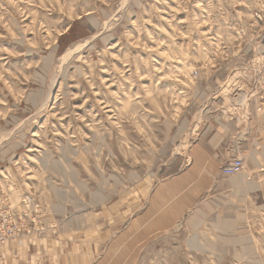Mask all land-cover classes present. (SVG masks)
<instances>
[{"label":"rangeland","instance_id":"obj_1","mask_svg":"<svg viewBox=\"0 0 264 264\" xmlns=\"http://www.w3.org/2000/svg\"><path fill=\"white\" fill-rule=\"evenodd\" d=\"M258 11L0 0V233L20 231L0 264H264V198L184 195L188 139L246 87Z\"/></svg>","mask_w":264,"mask_h":264},{"label":"crops","instance_id":"obj_2","mask_svg":"<svg viewBox=\"0 0 264 264\" xmlns=\"http://www.w3.org/2000/svg\"><path fill=\"white\" fill-rule=\"evenodd\" d=\"M234 113L230 118L213 117L195 137L188 139V155L192 160L186 165L185 173L195 180H191L184 195L191 198L192 209L200 205L201 197L223 195L235 204H251L257 196L264 198V127ZM235 155L243 156L245 174L225 179L220 170ZM199 175L204 178L200 179ZM186 210H189L187 206Z\"/></svg>","mask_w":264,"mask_h":264},{"label":"built area","instance_id":"obj_3","mask_svg":"<svg viewBox=\"0 0 264 264\" xmlns=\"http://www.w3.org/2000/svg\"><path fill=\"white\" fill-rule=\"evenodd\" d=\"M255 21L264 19V11L254 13ZM256 39L248 43V51H252V57L243 59V72L246 76V87L237 77L230 89L233 99L232 108L234 112H238L239 116L253 119L264 127V31L256 33ZM248 53V52H247ZM237 73H241L240 71ZM228 84L226 87H229ZM243 113H242V112ZM244 167L242 157H235L221 168L224 176H233L241 173ZM15 226L6 227L5 231L0 233V245L4 244L9 238L19 234Z\"/></svg>","mask_w":264,"mask_h":264},{"label":"bare ground","instance_id":"obj_4","mask_svg":"<svg viewBox=\"0 0 264 264\" xmlns=\"http://www.w3.org/2000/svg\"><path fill=\"white\" fill-rule=\"evenodd\" d=\"M90 20H92L93 23L96 22V21L93 20L92 18H90ZM104 28H105V27H104ZM231 82H232V81H231ZM51 89H52V88H51ZM45 97H46V95H45ZM231 101H232V100H231ZM37 107H38V106H37ZM41 109H42V108H41ZM39 114H40V113H39ZM234 178H235V177H234ZM234 178H233V179H234ZM233 181H234V180H233ZM236 183H237V182H236ZM236 183H235V184H236Z\"/></svg>","mask_w":264,"mask_h":264}]
</instances>
